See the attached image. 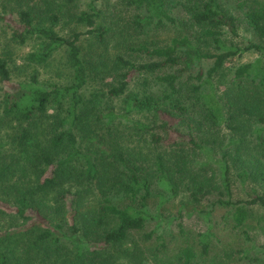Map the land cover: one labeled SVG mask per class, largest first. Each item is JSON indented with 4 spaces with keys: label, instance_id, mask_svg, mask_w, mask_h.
I'll return each mask as SVG.
<instances>
[{
    "label": "trees",
    "instance_id": "16d2710c",
    "mask_svg": "<svg viewBox=\"0 0 264 264\" xmlns=\"http://www.w3.org/2000/svg\"><path fill=\"white\" fill-rule=\"evenodd\" d=\"M79 1L0 0V24H8L12 40L34 42L30 63L47 67L65 49L74 74L66 85L43 87L33 75L7 88L12 75L0 59V134L16 123L9 140L0 142V192L17 207L0 208V217L11 224L27 223L33 212L50 218L46 227L1 230L0 264H206L211 223L200 250L191 243L173 246L161 222L149 230L152 220L161 221L150 202L158 197L163 206L166 193L175 198L184 190L188 205L197 208L213 193L206 172L217 166V205L229 210L237 227L249 220L250 208H264V0L245 10L243 22L258 42L244 48L224 40L239 36L229 0H91L83 11ZM132 10L133 19L120 21ZM178 11L205 36L206 49L188 34L165 46L148 45L168 24L178 27ZM63 23L78 29L60 36L55 28ZM121 47L148 60L111 55ZM248 53L259 57L233 64ZM163 71L130 93L134 81ZM103 74L116 84L87 95L92 82L103 83ZM172 133L186 134L189 143ZM198 156L203 161L196 162ZM236 178L241 188L255 184L248 200H234Z\"/></svg>",
    "mask_w": 264,
    "mask_h": 264
},
{
    "label": "rangeland",
    "instance_id": "374dc122",
    "mask_svg": "<svg viewBox=\"0 0 264 264\" xmlns=\"http://www.w3.org/2000/svg\"><path fill=\"white\" fill-rule=\"evenodd\" d=\"M90 1L91 0H80L77 3L78 10L83 11L87 8V3ZM106 1L111 3L119 2V0ZM229 1H231L230 4H228L229 11L240 20V27L238 37H232L228 34L224 37L226 44L239 45V47L244 48L249 41L258 42V39H256L250 30L248 23L243 22L245 10L248 9L249 5L257 6L258 0ZM240 4H242V7L239 6ZM0 12H3V8ZM134 14H136L134 10H132V12L123 13L120 21H126V23H128V21L134 18ZM174 16L179 20L178 27L168 24L167 27L162 28L160 32H158L157 37L152 34V38H149L150 41L148 40V45L152 46V43H156L158 46H165L170 44L174 37H178L179 35L187 36L188 34L193 41H196L203 49H206L208 42L205 36H201L200 33H197L196 31L198 29L192 30L189 24L186 25L184 22L185 18H182L181 12L176 13ZM11 18L13 25H15V20L18 21L17 15L14 14ZM7 25L8 24L6 23L0 24V59L7 62L12 75V82L6 84L7 88L15 87L18 83H27L33 75L37 76L40 85L43 87L50 85H66L72 81L74 74L72 70L68 68L65 49L58 52L47 67H40L35 64H31L28 60V55L33 50L34 42L31 41L26 46L16 44L12 40L11 29L8 28ZM55 29L60 36L68 38L69 34H71L70 32L78 28L73 23L71 25L63 23ZM78 31L84 32L85 28H80ZM84 46L88 48L87 43H85ZM119 51H121L122 55L131 61L143 63L148 60L147 57L137 53L128 54L125 52L124 47L113 50L111 55L116 56ZM258 57V54L248 53L245 54L242 59L235 58L233 60V64H245L256 60ZM208 66L209 63H202L201 65L204 69H207ZM197 71L198 67H195L192 73ZM164 72L165 71L152 76L145 75L141 79L134 81L130 86V93L141 92L143 90L142 85L146 79L149 81L155 80L157 75H163ZM186 79L187 77L183 78L184 81H186ZM99 81L103 82V86L102 84H96V81L92 82L85 90L87 95L99 88L100 90L103 88L106 89V85L110 83L116 84L114 77H110L105 74L101 76ZM116 86H118V83ZM225 89V86L222 85L219 88V93H223ZM1 105L2 91L0 84V108ZM115 107L117 108L118 113H120L122 110L121 102L117 101L115 103ZM54 113L55 112L52 109L49 111V114L54 115ZM166 119L171 124L175 126L177 125L176 120L170 118ZM15 127L16 123L14 122L10 128L6 131L4 130L0 134V142L1 139H4L5 142L8 141L9 138L6 135L7 133L14 132L13 130ZM226 133V131H222V135H226ZM170 137L174 140L187 141V143H189V139L186 134H179L175 137V134L172 133ZM127 139L129 140V138ZM226 139L225 143L227 144L229 142V136H226ZM131 147L134 146L131 144ZM202 158V156H200V158L198 156L195 161H203ZM206 175L211 180L215 188L212 195L206 197L201 204L197 205V208H193V205H188L189 197L184 190L179 191L178 196L175 198H172L170 194L166 193V202L160 207L159 198H153L150 202L149 209L153 215L159 216L161 221L159 219L152 220L151 225L148 226L149 230L154 229L156 225L161 222V229H163L165 233L163 237H165L169 243H172L173 246L191 243L194 245L196 250H200L201 237L202 235L210 233H208V227L211 223L213 229L208 237V241L211 246L206 264H264V208H260L258 206L250 208L252 212L250 213L249 220L246 221L242 227H237L235 222L232 220L229 210L225 207L217 205V201L222 198L220 195L222 188L218 167L213 166L210 170H208V172H206ZM233 181L234 200H248L249 196L253 195L255 184L252 181H249L244 188H241L242 186L237 178L236 181L235 179H233ZM256 188L258 187L256 186ZM0 208H6L8 212L15 211L17 209V207L12 204V202H10L8 198L2 194V192H0ZM208 213H210V215H208ZM31 216L32 219L27 223L23 220H18L19 222H13V224H11L12 222L9 218L0 217V231L11 230L12 232H23L33 226H48L50 218L45 219L41 215L34 212L31 213ZM14 220L16 219L14 218ZM180 224L183 226V235L180 232ZM169 233H173V238L168 235ZM93 247L97 248L100 246L94 244Z\"/></svg>",
    "mask_w": 264,
    "mask_h": 264
}]
</instances>
